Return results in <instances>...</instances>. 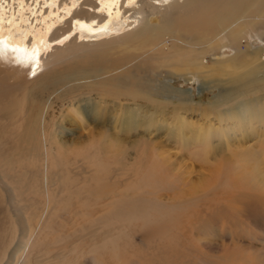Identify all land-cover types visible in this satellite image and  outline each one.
I'll list each match as a JSON object with an SVG mask.
<instances>
[{"label":"rangeland","instance_id":"rangeland-1","mask_svg":"<svg viewBox=\"0 0 264 264\" xmlns=\"http://www.w3.org/2000/svg\"><path fill=\"white\" fill-rule=\"evenodd\" d=\"M87 9L107 16L102 9ZM263 37L250 39L251 49L263 48ZM222 56L236 54L228 49ZM216 58L211 51L204 64L212 65ZM168 69L162 68L159 77L163 86L189 90L190 107L177 110L188 126L218 127L217 108L206 115L200 105L222 99L221 86L206 87L202 93L200 81L172 78ZM242 71L219 78L226 87H237ZM4 77L0 71L3 86L13 79L19 93L14 76ZM178 95L170 96L174 104ZM138 103L94 97L82 114L86 124L64 111L62 122L56 116L63 125L53 129L57 134L50 141L46 136L24 137L32 132L22 129L24 120H0V264H9L24 218L32 220L37 234L31 255L35 264H264V194L243 183L238 191L221 176L228 167H237L236 151L264 148L260 125L249 128L250 134H241V129L228 136L230 145L210 155L197 143L202 137L190 138L192 144L183 146L176 130L182 124L175 120L173 106L151 115L149 129L138 125L101 133L105 126L95 122L99 116H120L130 107L143 115L156 111L143 100ZM23 169L44 173L41 180H29V192L26 182L21 184V196L13 202L2 176L9 175L13 182ZM41 182L50 189L45 196L39 194ZM145 212L147 218L140 222Z\"/></svg>","mask_w":264,"mask_h":264},{"label":"bare ground","instance_id":"bare-ground-1","mask_svg":"<svg viewBox=\"0 0 264 264\" xmlns=\"http://www.w3.org/2000/svg\"><path fill=\"white\" fill-rule=\"evenodd\" d=\"M87 7L102 9L107 16ZM263 35L264 0H0V71L5 72L3 80L14 76L19 84L18 93L13 79L5 87L0 81V120H24V132L32 129L24 137L46 136L50 141L57 134L53 129L63 125L55 121L56 116L62 122L67 114L61 113L71 111L86 124L82 114L93 105L94 97L100 102L110 98L131 104L143 100L156 111L143 115L130 107L120 116H99L95 122L105 126L101 133L115 134L110 132L115 129L120 133L138 125L149 129L151 115L173 106L175 120L182 124L176 130L183 146L192 144L190 138L202 137L197 143L210 155L229 146L228 136L241 129V134H250L247 130L259 124V134H264V77L260 78L264 76V47L251 49L250 42ZM228 49L236 56H222ZM211 51L217 58L206 66L203 60ZM244 63L249 64L242 67ZM164 67H169L172 78L200 81L202 93L221 86L222 99L200 105L206 115L217 108L218 127L213 123L205 130L188 126L177 110L190 107L189 90L164 87L160 80ZM235 70H243L239 85L226 87L219 77ZM175 92L179 94L176 104L170 98ZM190 132L192 136H187ZM236 152L237 167H228L221 176L238 191L243 183L256 194H264V148ZM43 173L42 169H23L13 182L3 175L13 202L21 196V184L26 182L25 192H29V180H41ZM40 186L39 194L45 196L49 186L44 182ZM36 237L32 220L24 218L19 240L9 252V264H35L31 255Z\"/></svg>","mask_w":264,"mask_h":264}]
</instances>
